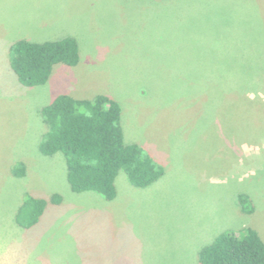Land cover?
<instances>
[{"label": "rangeland", "instance_id": "374dc122", "mask_svg": "<svg viewBox=\"0 0 264 264\" xmlns=\"http://www.w3.org/2000/svg\"><path fill=\"white\" fill-rule=\"evenodd\" d=\"M260 23L264 0H0V264H199L224 230L251 227L264 241V73L244 42ZM65 35L79 44L78 64L19 83L9 45ZM256 73L258 88L242 95L250 105L229 101L230 75L243 90ZM59 94L115 99L125 140L164 174L141 188L120 171L111 201L73 192L63 155L38 148V110ZM19 161L23 177L12 174ZM53 193L60 203L34 226L15 224L25 194Z\"/></svg>", "mask_w": 264, "mask_h": 264}, {"label": "trees", "instance_id": "16d2710c", "mask_svg": "<svg viewBox=\"0 0 264 264\" xmlns=\"http://www.w3.org/2000/svg\"><path fill=\"white\" fill-rule=\"evenodd\" d=\"M256 27L257 38H246L247 52L256 45L260 62V75L264 73V23ZM9 66L19 83L32 87L49 79L56 64L75 66L80 59L79 44L75 37L65 35L45 41L20 38L9 45ZM249 56L250 61L253 59ZM263 70V71H262ZM258 73L245 78L247 87L236 88L229 79V101L241 96L249 103L248 91L258 87L250 83ZM246 101V102H245ZM46 131L38 148L43 155L61 153L66 164V179L73 192L92 191L107 201L116 196L115 180L120 171L135 187H147L164 174L163 165L156 161L141 145L125 140L121 124V106L106 94L92 98H77L68 94L55 96L49 104L38 110ZM23 162L14 164L12 174L23 177ZM250 197L238 194V204L244 212H251ZM61 196L53 193L49 198L25 194L16 213L15 224L22 229L34 226L48 203L58 204ZM199 264H264V241L251 227L224 230L197 254Z\"/></svg>", "mask_w": 264, "mask_h": 264}]
</instances>
